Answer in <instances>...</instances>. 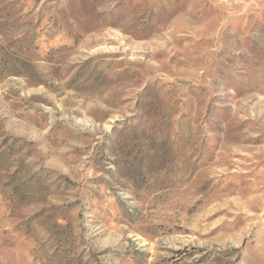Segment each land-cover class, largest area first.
<instances>
[{
	"label": "rangeland",
	"instance_id": "obj_1",
	"mask_svg": "<svg viewBox=\"0 0 264 264\" xmlns=\"http://www.w3.org/2000/svg\"><path fill=\"white\" fill-rule=\"evenodd\" d=\"M0 264H264V0H0Z\"/></svg>",
	"mask_w": 264,
	"mask_h": 264
}]
</instances>
